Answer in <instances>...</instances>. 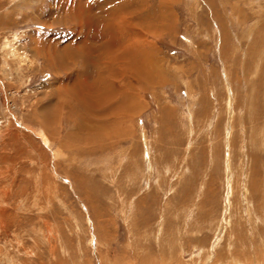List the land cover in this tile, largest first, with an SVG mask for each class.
<instances>
[{
    "label": "rangeland",
    "instance_id": "1",
    "mask_svg": "<svg viewBox=\"0 0 264 264\" xmlns=\"http://www.w3.org/2000/svg\"><path fill=\"white\" fill-rule=\"evenodd\" d=\"M63 1L0 0V264H264V0H110L149 62L122 121Z\"/></svg>",
    "mask_w": 264,
    "mask_h": 264
},
{
    "label": "bare ground",
    "instance_id": "2",
    "mask_svg": "<svg viewBox=\"0 0 264 264\" xmlns=\"http://www.w3.org/2000/svg\"><path fill=\"white\" fill-rule=\"evenodd\" d=\"M65 2H69V0H66ZM80 5L86 9L85 14L83 16H80L79 14V17L76 15H71L70 20H69V22L71 23L70 26L72 29L71 33L74 36H76L78 39L80 38L79 40H76L75 44H73L72 46L73 48H76L78 49V51L82 52L84 55V59H85L81 67V69L82 68L83 69L77 72L76 75L79 79L82 78L86 80L88 79V75L96 74L98 75L97 79L99 81L96 80L97 82H93L91 85H89V83L87 82H86L87 84L82 85L84 83L80 81L82 79L77 80V85H75V87L78 88V91L76 90L77 89L76 88L75 91L73 90V92H75L77 95L76 97H77V101L79 105H83V107L87 109L88 112H93L96 109H98L100 113L97 112L96 115L98 114H100V116L105 115V117L109 119L110 118L113 119L117 117V119L119 120H121L120 118L124 120V118L128 116V114L133 115L137 111L136 104L132 100V94H129V93H132L131 91L132 85L130 86L131 83L127 87L123 85L122 87H120L121 92L119 93V91L117 92V90H115L111 86L110 81L116 80L124 76L125 74H127L126 71L130 72V74H132V76L135 77V80L139 79L141 81L143 80L144 83L145 82L147 83L148 82L147 79H150L148 78L149 77L148 74H147V79L146 78L143 79L146 74L143 72V70L144 69L147 70L149 66L148 64L149 62L145 61L147 56L143 54V52L141 51L143 49L141 50L137 49L139 45V41L131 37V35L133 36V34L130 31L131 30L134 31L135 28L131 27V25L129 26V23L127 24L128 26L127 28L128 29L130 28V30L127 31L129 33L128 35L129 38L122 37L124 36V34L123 32L120 33L119 28L113 29V27L115 26V24L113 26V23H114L113 20L117 18V15L119 12L121 13L123 11V14L124 13L129 14L130 9H128V7L130 4L128 2H122L120 4H117V3L115 4V3H110V0H75V1L73 0V8L71 7V11L75 12L74 10H76V13H77L81 7ZM110 6H113L112 11L110 9ZM67 9H69L68 6H67ZM159 12L161 15H165L163 11H159ZM163 17L165 16H162L160 18H163ZM74 20H76V23L73 22ZM124 22L127 23V20H125ZM161 27H162L161 29L164 30L166 29V27H168V25L166 23V24H163ZM141 34L142 33L140 32L139 34L140 36H138L140 40L142 36ZM100 44H103V45L100 46ZM67 57L70 60V61L68 60L69 63L74 64L76 60H78L77 57L72 55L70 52L67 53ZM74 59L75 61H73ZM148 59L152 60V57L150 56L148 57ZM88 65L91 67H94V69L97 68L96 69L97 72L95 70L94 72L91 71L92 69L87 70L86 66ZM115 66H117V68ZM109 78L110 80H108ZM89 82L91 81L89 80ZM84 88L87 90V92L84 90ZM124 88H127V89H124ZM114 92L116 94L115 97H114ZM109 94H111V96ZM92 96H94L95 99H93ZM114 98L116 99V102H115L116 105L111 107V103L113 102L112 100ZM92 101H95L94 103L95 106H93ZM107 108L111 110V112L105 114V110H107ZM73 110L74 109H72V111ZM79 131H80L79 132L80 134L84 132L82 127L79 128ZM96 135L97 136L95 137L93 133L92 134L89 133V134H86L87 137L85 138H83V136H80V135L75 137L77 138L76 139V143L78 144L77 146L80 147L81 145L85 144L89 147L88 150H95V149L100 148L101 146L99 142L100 140L99 137H102V135H100L99 133ZM73 137L74 136H72V138ZM70 139L71 137L69 136L68 139H66V143H68ZM96 143L98 144L96 145Z\"/></svg>",
    "mask_w": 264,
    "mask_h": 264
}]
</instances>
